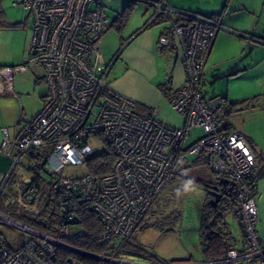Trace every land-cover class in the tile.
Segmentation results:
<instances>
[{
  "label": "built area",
  "instance_id": "obj_1",
  "mask_svg": "<svg viewBox=\"0 0 264 264\" xmlns=\"http://www.w3.org/2000/svg\"><path fill=\"white\" fill-rule=\"evenodd\" d=\"M129 1L152 6L155 13L150 22H169L157 43L180 51L183 58L185 80L167 98L184 119L180 128L161 120L155 109L134 112L136 102L112 87V63L105 64L100 52L111 21L100 0L11 2L29 11L33 27L26 59L13 66L0 64V82L6 81L12 91L13 73L34 66L43 71L47 91L41 109L19 124L13 140L7 129L1 128L0 149L13 161L9 175L15 172L16 181L11 189L18 192L16 199L5 200V205L15 203L37 215L41 195L38 184L46 178L47 188L58 197L59 212L53 235L0 214V219L28 233L14 248L0 234V264H48L58 248L114 261L68 243L82 234L76 206L81 204L95 212L103 225V241L125 238L167 183L179 154L184 151L194 156L204 150L209 151V171L235 182L228 202L238 211L245 238L240 250L230 247L223 257L207 264H264V244L256 230L257 208L252 195L255 155L241 133L225 127L222 99L208 98L202 91L207 56L216 34L224 29L221 15L176 9L169 0ZM195 128L203 134L183 148L185 137ZM107 147L114 155L108 172L62 175L64 166L86 164ZM24 156L30 158L29 170L22 173ZM67 262L81 264L74 257Z\"/></svg>",
  "mask_w": 264,
  "mask_h": 264
},
{
  "label": "crops",
  "instance_id": "obj_2",
  "mask_svg": "<svg viewBox=\"0 0 264 264\" xmlns=\"http://www.w3.org/2000/svg\"><path fill=\"white\" fill-rule=\"evenodd\" d=\"M231 2L232 0H169L170 5L176 9L192 11L205 16L214 14L221 15V22L224 26V29L220 30L213 40L212 47L206 59L205 70L203 74L202 91L206 95V97H211L210 93H215V91L211 90V86L210 89L207 88V86L205 88V85H219L217 81L222 78L231 80L232 76L238 75L254 66L256 58L252 56L253 52L264 54V45L241 39L237 36V32L240 31L228 28V26L226 27L227 23L232 24L230 11L234 10L231 7ZM15 8L19 9L20 7ZM0 9V36H5L6 38H8L9 45L14 44L13 48H11L10 54L2 55L0 57V63L5 66H13L19 61L26 59L27 48L29 46L32 34L33 18L30 13H28L27 16L23 18H14L11 15H8L7 18L6 14L3 11L2 3H0ZM152 18L153 15L148 19V21H146L145 24H143V26H139L138 28L125 33V36H122V38L119 39L117 46H115L118 48L115 54L113 53V48H111L106 43V38L108 36L106 35L108 33L107 32L103 35L100 44L101 49V45L103 44L105 38L103 47L104 51L101 50L100 52L102 61L105 64L112 63L109 71V81L115 91L128 98L133 99L136 102L135 108L140 113H146L150 109L157 110L159 118L168 124L166 118H161L162 112L164 111L163 103H168L167 92L171 93L173 90L183 84L185 80V69L180 51L171 50L168 48L165 49L166 47L163 49L162 46L158 45L157 40L164 29L154 31L151 26H148ZM158 20L161 19H157L156 21ZM114 22H110L109 29L111 28V26H113ZM257 28L258 24L253 22L248 28L245 29H250V31H253L254 34L252 35L257 38H264V33H262L261 30H258ZM257 30L260 32H258ZM17 41H19V45H17ZM117 55L118 57H116ZM116 63L118 65L116 69H114V75L110 78L111 72L113 68H115ZM262 66H264V61L261 62V66L259 68H264ZM37 71H41L42 75L36 77ZM26 74L36 77L35 83L42 82L44 84L42 78L43 71L40 68L34 66L28 67L23 72L13 73L11 83L15 77H17L18 79L22 77L21 79H23L24 77H26ZM163 85L168 86L166 92L162 88ZM16 86L18 88H22L21 85ZM44 86L46 88L45 84ZM14 87L15 85H13L12 83V91H9L7 82H0V147L2 141L1 128H6L10 140H13L17 134L19 124L23 121V119L17 118V115L13 112V110L10 111L12 108L10 104L16 103L15 99H17V94L14 91ZM44 96L41 97V102L38 105V109L35 112L29 113V115H27L25 117L26 119L24 120H28L41 109ZM215 97L225 96L216 95ZM225 98H227V100L229 101H234L231 100L229 96H226ZM230 127L232 130H236L231 123ZM245 139L250 145L255 156H264V148H261L256 140H250L246 137ZM253 145H255L258 150H256ZM29 159V156H24L21 159V170L19 172L25 173L29 170ZM12 163L13 161L11 157L2 153L0 149V196L6 195L10 192H15L18 194L16 190L11 189V185H13L16 181V177L14 175L15 172L9 175V172L12 168ZM43 180L46 183L47 179L43 178ZM21 184L24 183L21 182ZM258 185L259 183L257 182L255 193L253 194L254 202L255 197L258 193ZM4 188L6 189V192L3 191ZM159 214L160 216L166 215L162 211L159 213L156 212L157 216ZM232 219L235 221L233 216ZM152 222L155 221L151 220L150 222L146 223ZM235 222L239 236L237 237L234 235V229H232L231 224L228 222L232 235L230 244L231 247H235L240 250L245 243V238L238 224V221ZM148 229H151L154 232L156 230L155 227H148L146 229H141L138 227L131 233V240H135V243L139 245L140 248L144 249L150 254L155 255L162 262L166 264H207V261L204 259L200 251L198 239L199 225L196 232L197 238L192 243L185 244L186 250L179 256H168L171 253L165 254L163 252L156 251L150 252L142 247L140 242H138L139 240L134 238V235L136 231H140L141 235L145 234ZM256 230L260 238V233L258 229ZM163 232H168V230H164ZM0 234L3 235L2 233ZM262 244H264V242H262ZM112 245L117 248L116 255L111 258L114 259V261H110L112 263L160 264L156 259L148 255L141 257V255L143 254L135 252L131 244L125 243L124 247L121 246L120 240L114 239L112 241ZM189 247L191 248L189 251H187Z\"/></svg>",
  "mask_w": 264,
  "mask_h": 264
},
{
  "label": "rangeland",
  "instance_id": "obj_3",
  "mask_svg": "<svg viewBox=\"0 0 264 264\" xmlns=\"http://www.w3.org/2000/svg\"><path fill=\"white\" fill-rule=\"evenodd\" d=\"M11 2L12 0L1 1L6 17L8 15L14 18H23L27 16L29 13L28 10L12 7ZM100 3L104 5V11L108 15L109 21L114 22L120 15H126L127 12L125 13V11H130L126 20L119 17L120 20L111 26L107 31L108 33L106 32L107 34L105 33L108 35L106 43L113 48L114 54L117 52L118 48L115 46H117L119 39L122 38V36L124 37L125 33L128 31L143 26V24L155 13V9L152 6L142 2L131 3L129 0H100ZM231 7L234 10L230 11L232 24L227 23L226 27L228 26V28L240 32L244 31L254 34L250 29H245L254 22L258 24L257 29L264 33V0H232ZM120 22L124 24L122 27L119 24ZM168 25V21L158 20L150 26L154 31H158L165 30ZM104 42L105 38L100 51H104ZM18 43L19 41H17V45H19ZM13 46L14 44L9 45L8 38L0 36V57L10 54ZM252 56L256 58L253 67L238 74L239 76H232L231 80L222 78L217 81L219 85H205V88L207 86V88L210 89L211 86V90L215 91V93H210L211 97L208 98H215L216 95H219L225 97L229 96L230 99L234 101H241L243 99L260 96L259 102H257L254 107L231 115L229 117V122L246 138L256 140L261 148H264V68H259L261 62L264 61V54L253 52ZM0 64L3 65L2 63ZM117 65L116 63L110 78L114 75V69H116ZM39 75H42L41 71H37L36 77ZM36 77L26 74V77L23 79H21L22 77L19 79L15 77L12 81L13 85H15L14 91L17 94V99H15L16 103L10 104L12 107L10 111L13 110L19 119L24 120L29 113L35 112L41 102V97L46 94L44 84L42 82L35 83ZM16 85H21L22 88H18ZM163 109L162 116L160 115L162 119L166 118L168 124L174 128L182 127L183 117L175 111L169 103L164 102ZM134 112L139 113L136 108ZM202 134L203 132L200 128L189 131L184 139L183 148L191 145ZM253 146L258 150L255 145ZM185 157L189 162L195 159V156L186 155ZM259 166V169L262 168V165ZM87 172L88 169L86 164H70L64 166L62 175L64 177H76L84 175ZM181 174H183L184 177L174 176V178H171V180L164 185L157 198L153 201L150 210L146 214L147 216H145L146 222L154 220L155 223L157 222V226H160V228L163 226V229L165 231L168 229V232H163L164 230L161 231L159 228H156L155 232L148 229L145 234L141 235L140 231H136L134 235V238L139 240L137 241L140 242L142 247L150 252L171 253L168 256H179L185 252V244H190L197 238V227L199 225L202 207L207 196L205 184L211 183L214 180V175L209 171L205 161L193 164L191 167L182 170ZM198 179H201L202 183ZM258 183V193L255 197L256 206L258 208L256 229H258L260 233L261 241L264 242V178L258 179ZM16 197L17 193L15 192L0 196V214L37 230L43 229L37 223V215L25 211L15 203H11L9 206L5 205V200L11 201L16 199ZM38 197L41 198V195ZM151 211H154L153 216L156 215V212L159 213L161 211L166 215L164 218H162L163 216H160V214L155 217L149 216V212ZM226 217V220L231 224L232 229H234V235L238 237L239 234L236 229V222L232 219V214L228 213ZM0 233L4 235L11 248L18 246L28 237L26 231L15 227L13 224L3 219H0ZM132 243L136 244L135 240L132 241ZM190 248L191 247H189L187 251H189ZM141 257H143V255H141Z\"/></svg>",
  "mask_w": 264,
  "mask_h": 264
},
{
  "label": "trees",
  "instance_id": "obj_4",
  "mask_svg": "<svg viewBox=\"0 0 264 264\" xmlns=\"http://www.w3.org/2000/svg\"><path fill=\"white\" fill-rule=\"evenodd\" d=\"M1 1L2 0H0V3ZM129 12H130L129 10L125 11L126 15L123 14L120 15L119 17H122L123 19L126 20ZM0 13H1V9H0ZM119 17L116 18L115 20L116 23L118 20H120ZM155 21L156 20L150 22L148 26L153 25ZM119 24L121 25V27L124 25L121 22ZM237 36L245 40H248V36H249L251 38V40L249 41L264 45V38H257L253 36L252 33L250 32H241V33L237 32ZM162 48L164 49L165 47ZM116 57H118V55ZM202 84H203V80H202ZM162 88L166 92L168 86L163 85ZM167 95L169 96L170 93L167 92ZM218 98L222 99V101L225 103L226 106V114L225 117L223 118V122L227 129H231L229 123V117L231 115L235 113H240L242 111L254 107L257 104V102H259L260 100V96L243 99L241 101H229L225 97H218ZM208 153H209L208 150H204L199 155H194L195 159L189 162L185 157L186 156L185 152L182 151L177 158V162L167 183L171 180V178H174V176L184 177L183 174H181V171L191 167L193 164H197L201 161H205L207 163ZM255 159H256V168L252 174L251 181L256 188V183L258 182V179L264 178V158L256 155ZM113 161H114L113 152L111 148L107 147L106 151H103L95 155L94 157L90 158L87 161L86 165L88 172L96 175L106 173L111 169ZM259 165H262L261 166L262 168L259 169L260 167ZM213 175H214L213 181L215 182V180L219 177V175L216 174ZM221 176H223V174ZM198 180L202 183L201 179ZM213 181L211 183L205 184V192L207 193V196L205 199V203L203 204L202 207L199 230H198L200 251L202 256L207 262H211L218 258L223 257L231 247L230 240L232 238V235H231L229 223L226 220V215L228 213H231L235 221H238L241 231L243 232L238 211L235 209L233 204L228 202V199L231 198L232 196L231 197L222 196L219 198L217 202L214 201L215 198L214 196H212V193L209 191V185L214 183ZM37 193L41 194V198L39 202V213L37 214V221H38L37 223L43 228L38 230L45 234L53 235L55 231L54 228L56 227L58 220V212H59L58 197L55 193H53L51 190L47 188V185L43 179L39 180ZM254 193L255 190L252 191V195ZM157 196L155 197V199L157 198ZM152 203L147 209V211L142 215V217L134 227L133 231L138 227L141 229H146L148 227H155V228H159L160 230H164L163 226L162 228H160V226H157L156 224L157 222L156 223L145 222V216H147L146 214L150 210ZM74 211L77 214V223L80 225L82 231V234L80 236L68 241V243L74 246L75 248L94 255L113 258L116 255L117 248L112 245V241L114 239H118L121 242V246L125 247V243L131 244L135 252L143 254V256L148 255L150 257H153L160 264H166L161 260H159L155 255L150 254L146 252L144 249L140 248L139 245L133 244L130 236L133 231L125 238L115 236L112 237L107 242L103 241L102 240L103 225L102 222L97 217V215L95 214V212L85 209V207L81 204L77 205ZM153 214L154 211L149 212V216H153ZM164 217L165 216H163L162 218ZM70 257L76 258L81 264H113L110 261H101L97 258H92L83 254L74 253L64 248H58L55 251V253L50 257L48 264H68L67 259Z\"/></svg>",
  "mask_w": 264,
  "mask_h": 264
},
{
  "label": "water",
  "instance_id": "obj_5",
  "mask_svg": "<svg viewBox=\"0 0 264 264\" xmlns=\"http://www.w3.org/2000/svg\"><path fill=\"white\" fill-rule=\"evenodd\" d=\"M217 181H218V184H222V186L226 187V190L221 189L220 192H216L215 187L211 188L212 194L215 198L214 199L215 202H217L222 195L231 196L234 192V187H235V182L226 177H218Z\"/></svg>",
  "mask_w": 264,
  "mask_h": 264
},
{
  "label": "flooded vegetation",
  "instance_id": "obj_6",
  "mask_svg": "<svg viewBox=\"0 0 264 264\" xmlns=\"http://www.w3.org/2000/svg\"><path fill=\"white\" fill-rule=\"evenodd\" d=\"M213 182H214V181H213ZM214 187L216 188V189H215L216 192H220L221 189H222V190H226V187L222 186V184H218L217 179L215 180L214 183H212V184L209 185V191H210L211 193H212L211 188H214ZM212 196H213V194H212ZM222 196H225V195H222ZM222 196H221V197H222ZM227 197H230V196H227Z\"/></svg>",
  "mask_w": 264,
  "mask_h": 264
}]
</instances>
